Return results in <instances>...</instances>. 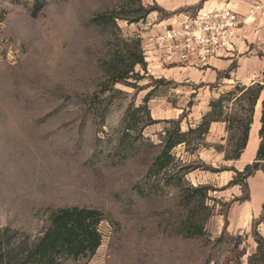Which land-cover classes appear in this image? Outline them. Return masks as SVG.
<instances>
[{
  "label": "rangeland",
  "instance_id": "obj_1",
  "mask_svg": "<svg viewBox=\"0 0 264 264\" xmlns=\"http://www.w3.org/2000/svg\"><path fill=\"white\" fill-rule=\"evenodd\" d=\"M124 1L0 0V229L35 237L52 210L87 207L100 213V244L92 256L60 264H244L255 250L254 231L264 241V220L255 223L264 204V166L247 178V200L230 181L253 161L252 145L225 161L216 149L225 144L223 122L224 130L172 149L179 167L194 168L180 184L148 177L168 121L179 119L181 130L200 122L192 115L203 91L138 65L135 87L117 83L110 90L103 72L120 37L141 45L142 33L194 15L202 0H141L153 10L137 22L117 19L118 30L91 21L97 13L129 12ZM146 94L153 123L139 134L128 129L126 112ZM244 94L224 91L222 116H252L253 134L261 105L249 112ZM189 186L207 187L196 209L195 222L203 224L197 235L185 228Z\"/></svg>",
  "mask_w": 264,
  "mask_h": 264
},
{
  "label": "trees",
  "instance_id": "obj_2",
  "mask_svg": "<svg viewBox=\"0 0 264 264\" xmlns=\"http://www.w3.org/2000/svg\"><path fill=\"white\" fill-rule=\"evenodd\" d=\"M124 5L130 8L129 12L116 13L112 11L95 14L91 21L97 26L111 25L118 30L115 21L124 19L127 22H137L149 14L153 8L144 7L141 0H125ZM120 47L112 52L109 59L103 64L105 80L108 89H112L117 83H122L135 87V82L140 78L138 72H134L136 65L145 72L146 62L138 38H119ZM262 84H255L252 88L235 86V90H244L249 112H252L254 104L259 99V95L264 90V71L262 73ZM133 79L134 82L128 80ZM228 94H231L228 92ZM226 96V95H225ZM224 95L208 102V111L201 117V120L194 127L181 130L180 120L168 121L169 126L164 128L160 135V143L151 165L147 171V176L156 179L170 178L176 183H181L184 175L194 168L190 165L178 166L172 154V149L179 145H189L193 139L202 138L208 132L211 122L221 121L225 123L227 133L225 144L219 145L216 149L223 153V159L237 160L243 153L249 136L252 116H222L225 105ZM149 95L142 99V104L132 111L127 109L128 129H136L140 134L141 129L153 123L147 108ZM261 112L259 116V129L257 131L258 144L255 156L250 164H246L242 170L235 171V177L230 181L232 185H239L243 191L240 200L249 198L246 180L257 170H263L264 166V98L260 102ZM138 116H141L138 118ZM140 123L138 127L131 123ZM131 127V128H130ZM133 127V128H132ZM175 168H177L175 170ZM209 169V168H205ZM179 170L182 173H179ZM213 171V170H212ZM169 180V181H170ZM189 194L185 195L186 201H191L192 208L189 212L186 229L192 234H201L202 222H195L196 209L202 206L206 198L207 187L189 186ZM188 202V203H189ZM191 219L194 221H191ZM101 220L100 213L93 208L87 207H60L52 210L47 219V225L43 231L30 237L27 234H20L18 231L4 227L0 229V264H60L65 258H88L92 256L100 244L101 237L97 230L98 222ZM264 220V204L262 214L255 222ZM255 250L247 257L244 264H264V241L262 237L254 231ZM242 264V263H239Z\"/></svg>",
  "mask_w": 264,
  "mask_h": 264
},
{
  "label": "crops",
  "instance_id": "obj_3",
  "mask_svg": "<svg viewBox=\"0 0 264 264\" xmlns=\"http://www.w3.org/2000/svg\"><path fill=\"white\" fill-rule=\"evenodd\" d=\"M255 6L261 7L249 16V11L254 9ZM223 8H230L245 20L239 25L232 46L227 50L219 51L203 66H163L158 62V53L153 49L150 38L160 31L162 25H175L182 19L170 18L164 20L154 25V29L142 33L141 48L147 64L146 69L149 73L157 77H169L173 80L184 78L185 82H191L203 91V98L196 101V104H198L197 112L192 116H203L209 109L208 102L218 98L229 88H234L236 85L247 88L263 83L264 0H202L200 5L197 6L196 12ZM197 95H200V93ZM263 98L261 91L257 106ZM216 128L224 130V123L220 121L211 122L205 135L212 136ZM258 128L259 126L255 127L253 134L252 129H249L246 147L248 144L252 145L250 156L254 154L257 148L258 143L255 136ZM244 151L240 157L244 155Z\"/></svg>",
  "mask_w": 264,
  "mask_h": 264
},
{
  "label": "built area",
  "instance_id": "obj_4",
  "mask_svg": "<svg viewBox=\"0 0 264 264\" xmlns=\"http://www.w3.org/2000/svg\"><path fill=\"white\" fill-rule=\"evenodd\" d=\"M260 7L255 6L248 15ZM244 20L230 8L200 11L175 25H162L150 41L163 66H203L232 46Z\"/></svg>",
  "mask_w": 264,
  "mask_h": 264
}]
</instances>
